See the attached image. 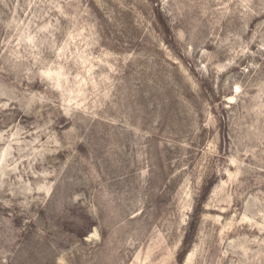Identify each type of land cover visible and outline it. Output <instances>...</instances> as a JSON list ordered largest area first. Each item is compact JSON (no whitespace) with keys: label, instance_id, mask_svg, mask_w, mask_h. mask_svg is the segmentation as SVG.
Instances as JSON below:
<instances>
[{"label":"rangeland","instance_id":"obj_1","mask_svg":"<svg viewBox=\"0 0 264 264\" xmlns=\"http://www.w3.org/2000/svg\"><path fill=\"white\" fill-rule=\"evenodd\" d=\"M0 264H264V0H0Z\"/></svg>","mask_w":264,"mask_h":264},{"label":"trees","instance_id":"obj_2","mask_svg":"<svg viewBox=\"0 0 264 264\" xmlns=\"http://www.w3.org/2000/svg\"><path fill=\"white\" fill-rule=\"evenodd\" d=\"M157 21L159 22V24L163 28L164 32L166 34H169L170 33V29H169L167 23L165 22V20H164V18H163V16L161 14H158ZM198 218H199V216H198ZM186 253H187V251L184 254H186Z\"/></svg>","mask_w":264,"mask_h":264},{"label":"bare ground","instance_id":"obj_3","mask_svg":"<svg viewBox=\"0 0 264 264\" xmlns=\"http://www.w3.org/2000/svg\"><path fill=\"white\" fill-rule=\"evenodd\" d=\"M190 257V256H189Z\"/></svg>","mask_w":264,"mask_h":264}]
</instances>
